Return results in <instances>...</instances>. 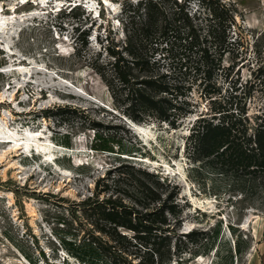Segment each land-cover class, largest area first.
I'll return each mask as SVG.
<instances>
[{"label":"rangeland","instance_id":"rangeland-1","mask_svg":"<svg viewBox=\"0 0 264 264\" xmlns=\"http://www.w3.org/2000/svg\"><path fill=\"white\" fill-rule=\"evenodd\" d=\"M68 1L0 0V137H11V145L0 144V264H30L19 250L33 264H76L52 252L58 247L51 237L56 216L93 194L132 204L149 179L162 184L163 200L172 196L178 205L181 241L195 231L194 246L204 250L200 240L218 232L214 249L189 264H264V174H239L212 157L193 160L187 150L196 119L216 123L245 111L251 122L264 114V71L256 72L264 66V0ZM146 1L165 14L178 11L174 2L185 6L207 46L215 42L212 28L230 44L211 82L191 87L193 108L175 128L146 116L133 120L111 68V54L131 60L124 52L129 36L137 47L150 46V38L140 41L146 29L155 31L138 9ZM214 14L226 20L224 28L214 27ZM179 46L172 38L163 45L168 53L154 55L161 61L148 74L159 69L180 82ZM43 88L44 98L36 102ZM137 125L148 129L144 136ZM106 141L113 153L101 150ZM23 143L30 153L13 151ZM35 143L51 158L37 153ZM119 148L128 154H118Z\"/></svg>","mask_w":264,"mask_h":264},{"label":"trees","instance_id":"trees-1","mask_svg":"<svg viewBox=\"0 0 264 264\" xmlns=\"http://www.w3.org/2000/svg\"><path fill=\"white\" fill-rule=\"evenodd\" d=\"M174 3L178 11L170 14H165L152 1L140 3L138 9H143L145 18L154 22L155 31L151 33L146 29L140 39L146 42L150 38V46L137 47L129 36L124 52L131 60L124 62L111 54L114 58L111 68L119 86L117 92L125 95L129 103L128 115L136 122H142L140 117L146 116L170 128H175L180 119L191 113L189 110L193 105L188 102L187 94L193 84L197 81H201L200 85L202 82L209 84L230 48L225 38L213 33V28L209 38L215 42L207 46V39L201 40L189 23L191 17L187 8ZM214 16L210 19H218L213 23L214 27L224 28L226 20H220L216 14ZM171 38L180 45V82L172 80L169 74H162L159 69L148 74L153 65L161 61V58L155 61L154 55L160 49L168 53L162 46H168ZM149 48L153 54L147 57ZM169 49L172 51L171 44ZM135 70L141 76L134 75ZM263 71L262 65L256 69L259 73ZM108 89L116 97L112 84H108ZM214 120L196 119L189 130L187 150L196 156L193 160L212 157L239 174L254 177L264 174V114L251 122L245 111H239L232 117L222 115L216 123ZM106 142L101 150L113 153L112 142ZM117 153L127 155L128 151L120 149ZM144 175L157 179L150 173ZM148 183H140L138 196L131 198L132 204L120 198L100 199L93 194L85 201L68 207L53 222L51 237L58 247L52 252H61L76 264H173L174 258L177 259L174 264H189L195 257L212 251L218 232H214L209 240L205 237L200 240L204 250L194 246L199 241L195 231L183 235L187 242L181 241L178 205L172 196L162 199L159 181L149 179ZM19 251L33 264L31 257Z\"/></svg>","mask_w":264,"mask_h":264},{"label":"bare ground","instance_id":"bare-ground-1","mask_svg":"<svg viewBox=\"0 0 264 264\" xmlns=\"http://www.w3.org/2000/svg\"><path fill=\"white\" fill-rule=\"evenodd\" d=\"M68 1V0H67ZM69 2V1H68ZM7 10H8V8H7ZM110 12H112V11H110ZM30 19H35V16L34 15H30ZM28 20V19H27ZM8 23L9 22H11V21H7ZM7 22L6 21H4L3 23H4V27L5 28H10L11 29V23H9V24H7ZM1 23V22H0ZM9 33V32H8ZM8 35V34H7ZM6 35V36H7ZM1 41V40H0ZM3 41V40H2ZM3 51V50H2ZM10 53V52H9ZM10 62H11V59H13L11 56H10ZM17 61V60H16ZM19 65H20V62H19ZM39 74V73H38ZM8 76V75H7ZM19 76H23V77H26L27 76V74H24V73H22V74H20ZM31 79H33L32 78V76L30 77ZM29 85V84H28ZM28 85H26V87L28 86ZM31 85V84H30ZM11 87H13L14 89H16V87H14L13 85H11ZM19 93V90L17 91V94ZM43 93H44V88L41 90V92H40V96L37 98V100H36V102L37 101H40V100H42L43 98H44V95H43ZM0 99H2V97H0ZM136 124V123H135ZM134 125V124H133ZM151 127V126H150ZM135 128V130L137 131V134L139 135V136H144L145 135V133L147 132V128L146 127H144V126H141V125H137L136 127H134ZM149 135V134H148ZM150 137H151V134H150ZM28 139V138H27ZM13 141H16V140H13ZM25 141H26V139H25ZM29 142L30 141H33L34 142V140H33V138H31L30 139V137H29V140H28ZM24 142V141H23ZM36 142V141H35ZM38 143V142H37ZM44 143V142H43ZM0 144L2 145V146H6V145H11V137L10 136H7V137H0ZM19 144V143H18ZM18 144H15V146H14V148H13V151L14 152H19V151H22L23 150V152L22 153H24V152H29L28 151V149H29V147H28V143H23L24 145H22L23 147H19L18 146ZM36 144V143H35ZM39 144V143H38ZM47 144V143H46ZM47 146V145H46ZM33 147H35V146H33ZM45 147H43L42 148V146L41 145H37L36 144V147H35V149H36V151H37V153H41L46 159H50L51 158V151H45L46 149H44ZM30 153V152H29ZM29 155V154H28ZM44 158V159H45Z\"/></svg>","mask_w":264,"mask_h":264}]
</instances>
